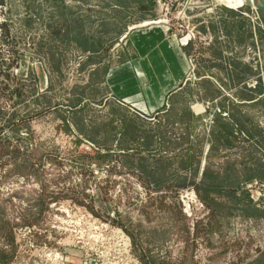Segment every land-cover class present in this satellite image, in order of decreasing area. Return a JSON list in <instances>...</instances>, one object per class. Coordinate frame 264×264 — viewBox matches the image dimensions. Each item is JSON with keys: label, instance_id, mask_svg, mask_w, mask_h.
Instances as JSON below:
<instances>
[{"label": "rangeland", "instance_id": "obj_1", "mask_svg": "<svg viewBox=\"0 0 264 264\" xmlns=\"http://www.w3.org/2000/svg\"><path fill=\"white\" fill-rule=\"evenodd\" d=\"M234 1L0 0V264H264V10ZM151 27L185 74L145 114Z\"/></svg>", "mask_w": 264, "mask_h": 264}, {"label": "crops", "instance_id": "obj_2", "mask_svg": "<svg viewBox=\"0 0 264 264\" xmlns=\"http://www.w3.org/2000/svg\"><path fill=\"white\" fill-rule=\"evenodd\" d=\"M137 32V30H134V32H132L130 40H133V43L135 44V51H140L141 57L137 58V53L135 54V61H138L137 64L133 59V69L138 72L139 76L137 75V80L135 78V74H133L134 70L132 69L133 71H130L129 76L132 82L134 81V85L133 92L132 94H129L127 99L131 104L135 105L141 112L146 114L151 113V109L153 108L155 109L156 107H163L164 104L169 105L168 99L171 95L169 93L171 90L175 89L177 85L181 84L185 72L183 71L184 68L181 64L179 56H174L173 52L170 51V48H167L169 47V43L165 39V32L163 28L151 27L146 28L144 31H142V34H138L141 32ZM169 53L170 56H172L171 62L169 58ZM155 58H157V60L159 61L158 64L156 63ZM162 60L165 61L170 66V68L164 66V62ZM115 74H113L112 77L109 79L110 81H115ZM122 79H124L123 76ZM237 101L238 102H236V104L232 106L233 115L228 118L219 116V126L216 122L215 128H217V130L219 131L218 137L223 142H228L229 139L231 141H234L233 132L235 129L234 127L236 125L241 130L245 131L250 137H252L251 135H253L251 133L253 132L251 113L253 110L252 103L251 101H247V99L242 100V98L238 99ZM248 115L250 119V130L247 123H244L245 121H242L240 119L244 118L246 120ZM226 165L227 167L224 169V171L233 173V176L236 177L241 174V171L255 170L254 165H252V167L246 165L242 168H236L232 164Z\"/></svg>", "mask_w": 264, "mask_h": 264}, {"label": "water", "instance_id": "obj_3", "mask_svg": "<svg viewBox=\"0 0 264 264\" xmlns=\"http://www.w3.org/2000/svg\"><path fill=\"white\" fill-rule=\"evenodd\" d=\"M223 5H225V6H227V7H229V8H232V6H231V1H228V0H219ZM256 6V8L257 9H259V10H264V5L262 4H256L255 5Z\"/></svg>", "mask_w": 264, "mask_h": 264}, {"label": "bare ground", "instance_id": "obj_4", "mask_svg": "<svg viewBox=\"0 0 264 264\" xmlns=\"http://www.w3.org/2000/svg\"><path fill=\"white\" fill-rule=\"evenodd\" d=\"M231 1V6L232 8L235 6V1L234 0H228ZM237 2V1H236ZM240 2H244V0H238L236 4H240ZM253 4H263L264 5V0H252ZM254 6V5H253Z\"/></svg>", "mask_w": 264, "mask_h": 264}, {"label": "flooded vegetation", "instance_id": "obj_5", "mask_svg": "<svg viewBox=\"0 0 264 264\" xmlns=\"http://www.w3.org/2000/svg\"><path fill=\"white\" fill-rule=\"evenodd\" d=\"M242 4H243V2H241V4H240V5H242ZM253 5H254V7H256V6H255V4H253ZM238 6H239V5H238Z\"/></svg>", "mask_w": 264, "mask_h": 264}]
</instances>
